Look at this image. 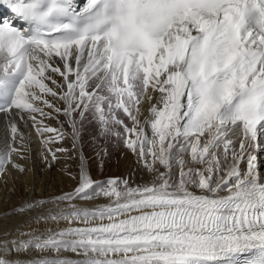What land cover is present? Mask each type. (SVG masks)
I'll list each match as a JSON object with an SVG mask.
<instances>
[{
    "label": "snow or ice",
    "instance_id": "6c2138e0",
    "mask_svg": "<svg viewBox=\"0 0 264 264\" xmlns=\"http://www.w3.org/2000/svg\"><path fill=\"white\" fill-rule=\"evenodd\" d=\"M0 115L11 140L0 174L24 171L12 160L26 147L19 121L52 161L66 154L48 147L69 134L63 122L45 123L63 115L74 148L95 122L151 175L97 181L82 158L73 191L32 218L68 226L2 239L0 252L27 264H264V0H0ZM98 197L109 202L75 204Z\"/></svg>",
    "mask_w": 264,
    "mask_h": 264
},
{
    "label": "bare ground",
    "instance_id": "6f19581e",
    "mask_svg": "<svg viewBox=\"0 0 264 264\" xmlns=\"http://www.w3.org/2000/svg\"><path fill=\"white\" fill-rule=\"evenodd\" d=\"M81 1L82 3L84 2V0ZM58 106L62 107L63 103L60 102ZM61 122H63V130L69 134L66 135L65 139L60 143L51 144L50 148H52L53 151L57 148L67 149L68 151L66 154L58 153V162L60 163L52 165L54 171L51 181L46 180L49 162L45 161L41 163L36 156L34 157L35 151L36 149L38 151L39 143L42 141L43 137L37 135L34 128L25 126L22 121L18 122L21 132H23L26 137V147H24L19 154H15L16 156L19 155L17 157H15L13 153L12 160L25 169L21 175V180H19V186L14 182L15 180H12V175H18L19 169L17 170V168L12 166V164H7L6 171L3 174H0V196H2L0 200V240L6 238L28 239L27 236H20V233L27 232L31 229H38L40 232H43L45 229L58 230L59 228L68 226L67 222L63 220L59 223L55 221H49L47 223L41 221L37 224L35 220L32 219L36 216L37 212L42 209L55 208L56 205L53 198L64 193L72 192L78 183L81 166L78 144L82 150L85 149L82 145L86 141L85 133L84 130L81 131L80 139L76 142V147L74 148L73 138L70 135L72 129L68 126L67 120L63 115H60L57 119H49L45 121V123L50 127L58 129L61 128ZM10 142L11 140L7 130V122L3 116L0 115V151L5 150ZM89 144H91L90 141ZM89 144L88 146L90 147ZM16 147L19 148L20 145L17 144ZM84 151L87 152L86 149ZM42 153L47 155L44 149L42 150ZM261 160L262 163H264V155H262ZM39 165H41V168L44 169L42 174H38L36 171L38 170ZM119 168L120 170H130L131 166L128 167V164L122 166V164H120ZM141 169L143 170L142 167ZM142 172L143 174L141 173V176H134L135 178H132L131 181L129 180L133 186L143 184L151 179V175L149 173L145 171ZM72 173L76 174L74 179L70 177ZM20 186L22 190H27L25 192L20 191V193H17L16 190ZM4 187L5 191H3ZM3 198L5 199L3 200ZM40 200L46 201L47 203L35 209H26L24 212L16 211V209L23 208L26 203L31 204ZM108 202L109 201L107 199L98 197L90 201L77 200L75 201V204L81 207L94 208L98 205L107 204ZM6 232L9 233L7 237L5 236ZM65 255L72 259L76 258V256L71 252L65 253ZM0 258L13 260L15 261V264H27V260L30 259V257L25 253L17 254L15 252H0Z\"/></svg>",
    "mask_w": 264,
    "mask_h": 264
},
{
    "label": "rangeland",
    "instance_id": "374dc122",
    "mask_svg": "<svg viewBox=\"0 0 264 264\" xmlns=\"http://www.w3.org/2000/svg\"><path fill=\"white\" fill-rule=\"evenodd\" d=\"M84 130L86 141L82 144L83 147L87 150L84 151L79 147L78 144V150H79V159L82 161L86 166L91 178L93 180L97 181H105L110 177H119L123 179L132 180V178L139 177L143 174L142 171H147L146 168L143 167L142 164L137 162V157L125 146L123 145L121 140H118L115 136L108 135L103 136L100 134V130L95 122L92 123H86L84 125ZM122 131V129H121ZM89 141L91 144H89ZM90 145V147L88 146ZM48 147H51V144L48 145ZM44 149V145L42 144V141L39 143V149L35 151L34 157L36 156L41 163L47 161L49 162V169L47 170V179L50 180L53 178V167L52 165L56 163H60L57 161H52V157L50 155H45L42 153V150ZM45 150V149H44ZM90 151V152H89ZM20 152L14 153V156L17 157ZM46 156V157H45ZM58 159L59 154L57 153ZM120 164L126 165L128 164V167L131 166L130 170H120ZM143 168V170L141 169ZM24 168V167H23ZM25 169V168H24ZM141 169V170H140ZM18 170V168H17ZM43 168H41V165L38 166V174H42ZM262 174L264 173V169H261ZM18 175H12V180L19 186V180H21V175L23 174V171H18ZM142 173V174H141ZM20 174V175H19ZM131 176V177H130ZM135 176V177H134ZM71 178H75L76 174L72 173ZM131 178V179H130ZM17 180V181H16ZM5 191V187L3 188ZM7 189V188H6ZM21 186L17 188V193L20 191L25 192L27 189L20 190ZM37 192V191H36ZM2 196H0L1 200ZM5 198H3L4 200Z\"/></svg>",
    "mask_w": 264,
    "mask_h": 264
}]
</instances>
